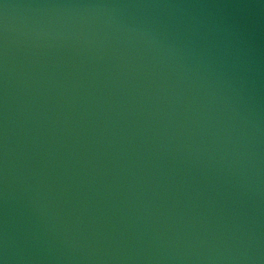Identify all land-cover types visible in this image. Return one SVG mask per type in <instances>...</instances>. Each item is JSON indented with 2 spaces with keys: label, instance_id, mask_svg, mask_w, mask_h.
<instances>
[{
  "label": "water",
  "instance_id": "95a60500",
  "mask_svg": "<svg viewBox=\"0 0 264 264\" xmlns=\"http://www.w3.org/2000/svg\"><path fill=\"white\" fill-rule=\"evenodd\" d=\"M0 264H264V0H0Z\"/></svg>",
  "mask_w": 264,
  "mask_h": 264
}]
</instances>
